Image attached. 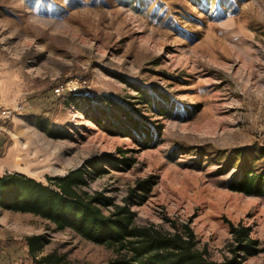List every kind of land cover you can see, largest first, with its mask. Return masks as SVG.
Here are the masks:
<instances>
[{"label":"rangeland","instance_id":"rangeland-1","mask_svg":"<svg viewBox=\"0 0 264 264\" xmlns=\"http://www.w3.org/2000/svg\"><path fill=\"white\" fill-rule=\"evenodd\" d=\"M68 81L78 90L58 92ZM256 148L264 0H0V176L45 184L82 168V190L128 206L137 225L188 228L215 262L234 249L239 264H264V198L228 188L235 154ZM229 223L249 229L256 252L238 247ZM36 235L47 240L37 258L115 257L0 208V264H33L25 238Z\"/></svg>","mask_w":264,"mask_h":264},{"label":"trees","instance_id":"trees-1","mask_svg":"<svg viewBox=\"0 0 264 264\" xmlns=\"http://www.w3.org/2000/svg\"><path fill=\"white\" fill-rule=\"evenodd\" d=\"M132 127L136 128L134 124ZM234 158L241 163L228 188L246 196L264 198V148L238 151ZM97 165L92 163L90 168ZM85 175L84 169L77 168L64 176L48 179L45 184L21 173L1 175L0 208L38 216L56 229L70 230L82 239L112 248L115 257L104 264H239L236 259L239 254L234 249L232 259L210 260L196 248L188 228L182 233L163 232L153 226L137 225L135 212L128 206L115 205L109 198L88 195L82 190L87 184ZM140 187L145 192L146 187ZM105 207L112 208L104 212ZM229 230L240 243L238 247L245 252H256L253 248L256 243L249 239L247 227L229 223ZM46 242L41 235L25 238L27 255L33 264H77L52 253L37 258Z\"/></svg>","mask_w":264,"mask_h":264},{"label":"built area","instance_id":"built-area-1","mask_svg":"<svg viewBox=\"0 0 264 264\" xmlns=\"http://www.w3.org/2000/svg\"><path fill=\"white\" fill-rule=\"evenodd\" d=\"M78 90V84L77 82H65L64 84H60V87L57 89V91H67V92H76Z\"/></svg>","mask_w":264,"mask_h":264}]
</instances>
